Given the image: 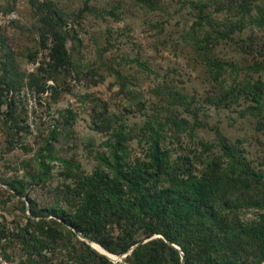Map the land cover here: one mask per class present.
<instances>
[{"label": "rangeland", "instance_id": "obj_1", "mask_svg": "<svg viewBox=\"0 0 264 264\" xmlns=\"http://www.w3.org/2000/svg\"><path fill=\"white\" fill-rule=\"evenodd\" d=\"M10 10L0 264H264V0H0ZM196 177L223 224L198 235L192 216L171 241L178 219L138 213L135 184L159 199Z\"/></svg>", "mask_w": 264, "mask_h": 264}, {"label": "trees", "instance_id": "obj_2", "mask_svg": "<svg viewBox=\"0 0 264 264\" xmlns=\"http://www.w3.org/2000/svg\"><path fill=\"white\" fill-rule=\"evenodd\" d=\"M252 95L257 102H259L263 97L261 94V89L256 88L255 86L253 87ZM162 158L163 154L161 153L160 147L157 144L154 147L153 159L157 162ZM135 185L134 192L137 194L135 197V203L138 205V213L146 214L149 212L155 220L160 221V223H165V225H170L172 219H178L175 224L176 236H174L172 232L168 233L165 230H162V232L165 233L171 239V241L180 240V236L189 228L187 222H192V216L197 217L199 215H205L207 217L205 223L198 222L199 229H197L196 232L198 235L204 233L207 228H213L220 222L221 226L223 224L222 216H214L210 211L211 205L216 203L218 198L216 186L206 182L204 179H199L197 177L193 178L185 185L186 187L179 188L177 192L173 191V194H164V196L160 197L159 199H153V197H151L149 200L146 198L149 191L145 189L144 182L139 180V182ZM176 207L178 208L177 213L175 214L174 209ZM192 212L196 214H192ZM220 224L216 227H219ZM73 225L75 229L82 231L80 225ZM149 229L150 235H153L155 233V228L151 227ZM160 241L163 245H166L174 255L180 257V251L177 248L168 244L161 238ZM154 242H156V240ZM100 243L105 249L112 253L122 251L127 252L131 248V245H126L124 248L118 251L117 245L113 242L102 240ZM184 251L186 253V250ZM134 252L135 250L133 251V254ZM102 258L108 260L104 255Z\"/></svg>", "mask_w": 264, "mask_h": 264}, {"label": "built area", "instance_id": "obj_3", "mask_svg": "<svg viewBox=\"0 0 264 264\" xmlns=\"http://www.w3.org/2000/svg\"><path fill=\"white\" fill-rule=\"evenodd\" d=\"M16 18H17V14L15 10H10L9 12H1L0 13V25L10 24ZM35 107H37L36 96H34V98L29 99L27 110L32 111Z\"/></svg>", "mask_w": 264, "mask_h": 264}, {"label": "water", "instance_id": "obj_4", "mask_svg": "<svg viewBox=\"0 0 264 264\" xmlns=\"http://www.w3.org/2000/svg\"><path fill=\"white\" fill-rule=\"evenodd\" d=\"M74 230H75V232L77 233V235H79V237H81V238H83V239H86V238H87L82 232L78 231V230L75 229V228H74ZM89 240H90V239H89ZM171 245L174 246L175 248H177L179 251L181 250V248H180L179 246H177L176 244L171 243ZM181 252H182V262H183V264H184V262H185V256H184L183 251H181ZM102 253H103V252H102ZM103 254L106 255V256H108V257H111V256H109V255L106 254V253H103Z\"/></svg>", "mask_w": 264, "mask_h": 264}, {"label": "bare ground", "instance_id": "obj_5", "mask_svg": "<svg viewBox=\"0 0 264 264\" xmlns=\"http://www.w3.org/2000/svg\"><path fill=\"white\" fill-rule=\"evenodd\" d=\"M93 244H94V246H95L96 248H98V249H99L100 251H102L103 253L108 254V255L111 256L112 258H116L115 255L110 254L107 250H105L103 247H101V246L98 245L97 243L93 242ZM94 246H93V247H94Z\"/></svg>", "mask_w": 264, "mask_h": 264}]
</instances>
